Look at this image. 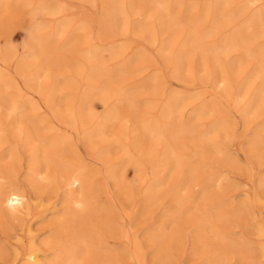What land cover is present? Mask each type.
Masks as SVG:
<instances>
[{
	"label": "rangeland",
	"instance_id": "obj_1",
	"mask_svg": "<svg viewBox=\"0 0 264 264\" xmlns=\"http://www.w3.org/2000/svg\"><path fill=\"white\" fill-rule=\"evenodd\" d=\"M169 1L173 4H181L184 15L191 6L196 7L192 12L199 14L202 13V7L205 9L210 4H217L224 0ZM39 3L55 4L60 9L52 14L38 13L36 7ZM107 4L104 0H10L13 17L0 25V74H4L12 83H17V86L12 85L4 89L5 94L22 103L25 102L32 117L43 119L38 123L42 137L68 135L73 142L76 140L78 149L85 159V165L89 170L95 171V174L91 175V180L95 181L94 187L85 190L86 197L89 199L88 207L81 210V221H71L72 224L69 227L72 230L80 226L81 231L84 232L86 229L88 231L92 223L99 220L102 229L95 225L93 231L96 233L91 235L93 242L88 245V252L83 256L85 262L81 264H100V261L101 264H159L160 255H157V244H160V239L154 242L149 234L153 233L160 223L163 224L161 232L167 238L177 239L176 236L181 235V242L172 249L171 264H206L212 252L220 253L223 250V246H219L220 238L213 234L209 228L210 224L213 223L212 225H218V227L221 225L223 228L226 222L222 223L225 216L223 215L222 220L218 214L232 211V205L246 202L252 207L251 214L247 216L249 225L246 227L242 224L244 219L238 221V217L229 215L227 221L230 223L226 227H229L228 233L231 237L245 238L244 240L256 248L246 254V259L241 257L239 251L233 252L224 264H264V252L260 246L264 247V237L260 236L257 230L258 225H264V146L254 148L250 144L255 138L256 130L264 125V111L251 115L250 120L246 122L239 109L245 108L255 94V89L251 87L243 95V82L255 71L254 64L247 61L243 63L242 68L232 70L233 62L242 57L241 50H234L226 57L220 55L222 60L220 63L217 62L218 65L212 61L213 59L207 58L203 61L198 52L191 55L187 65L179 68L176 64L177 56L181 52L182 38L187 35L186 30L179 36L175 33L170 36L173 30L162 35L160 22L152 23L150 19H147L149 13H157L156 9L147 4H142L136 13H130L126 24L115 28L106 27L102 21L103 11L105 7L109 8L108 6L113 4V0H109ZM257 9L264 10V6ZM53 17L54 20L59 19V21L54 22ZM62 21H69L67 22L68 34L76 32L79 35L78 45L75 44L77 46L74 45L70 49L67 46L66 49L56 48L54 60L52 62L50 60V63H45L46 58L43 55L25 58L27 53L34 54V51L38 50L40 46L38 41L42 37L46 38L44 46L54 47L56 44L52 36H48V30H39V27ZM140 23H146L149 28H154V37L148 36L149 28L139 31ZM226 29L230 32L234 27L230 26ZM67 39L60 38L59 41L66 43ZM29 40L30 48L26 44ZM262 45H264V36L256 40L252 46ZM90 48H98L100 52L102 51L101 60L108 61L109 69L113 73L126 62L132 64L131 75L127 76L120 85L125 88L147 86L144 91L140 89L137 96L138 110L146 112V104L151 101L155 107L149 109L148 116L155 120L160 119L161 110L171 93H174L178 100H188L189 106L187 105L183 118L190 116L192 112L194 113V108L197 109L202 104L207 105L208 108L211 107L210 113L206 112L207 115H204L203 119L194 116V122L203 130L209 129L217 121L227 119L228 135L222 133L215 137V142L219 148H226L228 151L220 152L206 145L204 137L200 139L198 136H193L184 139V153L186 157L190 156L188 160H191L187 161L188 164L184 163L172 173H170V167L155 173L154 165L161 159L163 148L155 147L158 148L156 151L148 142L137 145V141L141 139V130H136L137 123L133 117H126L124 121L118 123L107 137H95L94 148L89 149L83 141L85 134L97 129L101 117L112 106L110 104H118V95L115 94L108 103L104 94H99L90 99L91 104L87 103L88 107L83 104V99L91 87L106 80L101 78L96 82L85 78V70L89 65L85 54ZM23 59H26L27 70L24 73L19 71L18 66ZM75 60H78L80 64ZM40 62L41 66H39ZM77 65L83 68L81 73L80 66ZM29 74H31L30 77ZM54 81L56 87H58L57 84L61 87L56 93L54 106L51 108L45 101L44 93L40 91L45 92L44 90L54 85ZM162 82H166L162 86L165 87L164 90L161 87ZM27 101H33L39 105V108L30 110ZM81 108L87 110V114ZM87 108L90 110L88 111ZM10 110L9 106L0 100V127L2 128L0 130V170L9 172L13 170L14 164L18 165L17 172L12 174L11 178L17 180L14 182L28 194L30 210L24 211V214L16 220H9L4 216L0 218V264H13L17 251L20 252V256L27 252L31 240L30 225L32 233L36 236L40 235L39 244L60 229L57 228L55 221L58 214L63 213L65 205L63 199L67 193L64 187L50 190L47 180L42 179L47 172L56 174L52 167L39 175L41 179L39 188L31 189L26 180L31 158V152L26 149L29 124L27 121L17 123V115L15 116ZM76 110H82L85 113L81 115L83 125L79 129V134L74 130V125L68 123L74 121L70 115L73 116L71 113ZM120 129L125 135L119 147L115 148V145L111 144V139ZM253 150L260 152L259 157L252 154ZM125 151H130L133 159L140 163L141 175L145 176L143 182L139 178L135 163L125 158ZM150 152H156L155 156L149 157L147 153ZM68 161L74 162L71 157ZM189 168L194 169L196 178L187 188H179V179ZM114 170L118 171V182L109 176ZM156 179H163L164 184L158 189L156 205L149 213L142 216L140 210L144 205L143 199L147 185ZM132 185L136 189L133 188L131 193L126 192L125 187ZM174 193L176 198L172 197ZM258 195L263 196V199L258 200ZM177 200L183 202L179 204ZM225 203L226 208L224 206L219 208ZM176 206L185 210L167 218L166 211L170 208L174 210ZM201 222L203 226L209 225L201 229L199 226ZM199 236L201 239L197 240L196 237ZM97 238L103 239V242H98ZM138 240L142 244V249L139 251H137ZM102 246L105 247L102 248ZM196 249H200L201 252H194ZM40 250L42 257L48 255L45 259L53 257V251L47 246L41 247ZM242 258L245 260H241Z\"/></svg>",
	"mask_w": 264,
	"mask_h": 264
},
{
	"label": "bare ground",
	"instance_id": "obj_2",
	"mask_svg": "<svg viewBox=\"0 0 264 264\" xmlns=\"http://www.w3.org/2000/svg\"><path fill=\"white\" fill-rule=\"evenodd\" d=\"M104 1L109 4V0ZM9 4L10 0H0V25L6 23L9 18L13 17V15H11L12 11ZM142 4H147L153 9L157 10V13L155 14L149 13V15H147V19H150L152 23L160 22L159 25L161 26L162 35L170 33V31L173 30L174 32L172 31L170 36H172V33H175L176 36H179L181 35L180 33L183 34L184 30H186L187 35L182 38L183 40L180 48L181 52L177 56L176 64L179 66V68H181V66L187 65L188 62H190V57H192L191 55L198 52L201 54L203 61L207 58L213 59L212 61L218 65L217 62L220 63L222 60L220 55H224L226 57L234 50H241V59L233 62L231 68L232 70L242 68L243 63L247 61L254 64L255 71L252 72L251 75H249L243 82V95H245L251 87L255 89V94H253V96L250 98V101L245 108L240 107L239 109L243 113L246 122L250 120L251 115L260 114L262 111H264V45L260 47L252 46L256 40L264 36V10L258 11L257 9V7L264 6V0H224L217 4H210L205 9L202 7V13L199 14H194L192 10H195L196 7L191 6L188 8L189 12L187 11V13L184 15L183 11H181V4H173L170 3L169 0H113V4L108 6L109 8L105 7V10L103 11V25L106 27L115 28L126 24L127 20L130 18V13H136L139 11ZM59 9L60 7L58 5H51V3H39L36 7L37 12L42 14L56 13ZM52 20H54V17ZM55 20L54 22L59 21V19L56 21ZM67 22L69 21H62L52 24L50 23V25L39 27V30H48V36H52L56 45L49 48L44 46L46 41L45 37H42L41 39H39V37H35L36 39H39L38 45L40 46L36 52L34 51V54L27 53L25 58L43 55L46 58V61L44 60L45 63H50V60L51 62L54 60V51L56 48L61 49L62 47L66 49L65 47L67 46L68 49H70L75 44L78 45L79 35L76 32H71L68 34L69 25ZM230 26L234 27V29L228 32V29L226 28ZM36 27L37 26H35V28ZM147 28H149V25L146 23H140L138 26L139 31ZM153 30L154 28H149V37H154L155 31ZM60 38H68V41L66 43H61L59 41ZM26 44L27 47L30 48L31 41H27ZM77 45H75V47ZM101 57L102 51L100 52L98 48H90L85 54V58L89 64L85 70V78L89 81H99L101 78H106V80H103L102 83L95 84L91 87L83 99V104H85V106H87V103L90 105V99L98 96L99 94H104L107 103L112 99L114 94L118 95V104H110L112 106L109 108V111L101 117V120L98 122L97 129L92 133L85 134V139L83 141L89 149L93 150V140L95 137H107L114 131L118 123L124 121L126 117H133L137 123L136 130H141V139L137 141V145H140L142 142H148L156 151L158 148L155 147L161 146V148H163L161 159L158 160L154 165L155 173H157L158 170L160 171V169L167 167H170L169 170L170 173H172L173 171L177 170L178 167L184 165V163L188 164L187 161L191 160H188L190 156L186 157V154L184 153V139L191 138L193 136H198L200 139L201 137H204L203 140L205 141L206 145H210L220 152L228 151L226 148H219L215 142V137L222 135V133L228 135L229 122L227 119H223L219 122L217 121L215 124H212L209 129L203 130L199 124L197 125L194 122L195 117H202L203 119V116L207 115L205 114L206 112L210 113V106V108H208L207 105L202 104L201 107L203 109L201 107L197 109L194 108V113L192 112L190 116L183 118L185 109H187V105L189 106L187 103L188 100H178L175 98V94L171 93L169 100L161 110L160 119L155 120L153 117L148 116L149 109H153L155 107L154 104L152 105L151 101H149L150 103L145 102L147 103L146 112H141L138 110L139 107L137 96L139 95L140 91H144L147 86L125 88L121 87L120 85L127 76L131 75L132 64L130 62H126L122 64L115 73H113L109 69V63H107L108 61H104L103 59L101 60ZM78 60L80 61V59ZM78 60H75V62ZM75 62L74 64H76ZM40 63L39 66L42 65V63ZM25 64L26 59H23L18 65L19 71L22 73L27 72ZM78 64H80V62ZM77 66H80L79 72L81 73V69L83 68H81V65ZM30 76L31 74H29V77ZM225 78L227 77H224V79ZM29 80L31 82L33 81L31 78ZM165 83L166 82H162L161 87ZM12 85L17 86V83H12L4 76V74H0V100H3L9 106L11 109L10 111H12L15 116L17 115V123L27 121L29 124L27 129L29 139L26 143V149L31 152V158L29 160L28 173L26 177L28 184L30 185L31 189H38V184L41 181V179H39V175H41L44 171L47 172V169L52 167L56 174H50L47 172V175L42 177V179L47 180V186H49L50 190H55L58 187H64L67 191L63 199L65 203L62 210L63 213L58 214L59 216L57 217V221H55V224L59 226H57V228L60 229H55L56 233L54 232L51 236L42 240L39 244L38 241L40 235H34L30 225L29 234L31 236V240L29 249L24 253L23 256H20V252L17 251L13 264H81L82 262H85L83 260V256L88 252V245L93 242L91 235L96 233V231H93L94 227L99 226L101 229L99 220L96 223H92L88 231L86 229L84 232L81 231L80 226L79 228H74L72 230H70L69 227L72 224L71 221H81V210L88 207L89 199L86 197L85 190L94 187L95 181L93 182L91 180V175H94L95 171L89 170L88 166L85 165V159L82 157L81 152L78 149L76 140L73 142L71 137L68 135L59 137L54 136L51 138H44L40 135L38 123L43 119L32 117V115L29 114V108H27V104L25 102L22 103L16 98H10L5 94L4 89ZM57 86L59 89L55 86L54 81V85L52 87L44 90L46 93L40 91L41 93H44L45 101L51 108L54 106L56 93L61 87L60 84H57ZM164 88L165 87H162V90H164ZM226 96L228 97L229 95ZM27 102H29L30 110H36L39 108V105L33 101ZM192 104L193 101L191 105ZM87 109L88 111L90 110L89 108ZM82 110H76V112L72 111L73 113L71 114H73V116L70 115V117L73 118L74 121L68 122L69 124L74 125V130L78 134L79 129L83 125L81 124V115L82 113L85 115L87 112L85 109L83 110L85 113ZM1 129L2 128L0 127V130ZM255 134V138L254 140L252 139L253 141L250 144L253 145L254 148L263 147L264 125L263 127L258 128ZM124 135L125 133L120 129L119 132L113 135L111 144L115 145V148H118ZM69 145H71L70 148ZM249 152L251 153V150H249ZM93 153L97 154L96 152ZM147 154L149 157H154L156 152H150ZM252 154L259 157L260 152L254 151ZM69 157H71L74 162H69ZM125 158H127V160L131 163H135L137 166V172L139 173V178L143 182L145 176L141 175L142 168L140 167V163L133 159V157L130 155V151H125ZM20 165L21 164L19 160V167ZM17 167L18 165L14 164L13 170L9 172L0 170V218L4 216L9 220H16L24 214V211L30 210V199L28 194L25 192V190H23V188L19 187L18 184L15 183L17 180L15 181L13 178H11L13 176L12 174L17 172ZM117 173L118 171L114 170L109 174V176L115 178V180L118 182ZM214 174L217 175L216 173ZM195 178L196 176L194 169L189 168L188 171L183 173V175L180 177L178 187L187 188V186H189L195 180ZM163 184V179H156L152 181L151 184L149 183L147 185L148 188L143 199L144 205H142L143 208L140 210V214L142 216H145L146 213H149L150 210L156 205L157 192L159 187ZM125 188H127L125 191L128 193L133 192V188L136 189L133 185L130 187L126 186ZM172 197L176 198L175 193ZM257 198L258 200H262L263 196L258 195ZM176 202L181 204L183 201L177 200ZM67 205H70L71 207H68ZM230 205H232V203H230ZM74 206L76 207L74 208ZM223 206L226 208L227 204H222L219 206V208H222ZM232 206V211H226L218 214L222 220L223 215L225 216L224 221L222 222L224 223L226 221L223 228H221V225L218 227V225H212L213 223L210 224L211 226L209 228L212 230L214 235L219 236V246H223V250L221 249L222 251L220 250V253L212 252L214 255L211 253V257L206 261V264H224V262L228 261L232 253L236 251H239L241 257L246 259V254L250 252V250L252 251L256 248L255 246H252L250 242L244 240L245 238H234L229 235V227H226L227 224L229 225L230 223L227 221L229 215H232L236 218L238 217V221H240V219H244L242 220V224L247 227L249 225L247 222V216L251 214L250 209L252 208L248 202ZM171 210L173 209L170 208L166 211L165 216L167 218L174 216L176 213L183 212L185 208L183 210L182 207L177 208L176 206L173 211ZM69 223L70 225H67ZM105 223L110 224L109 222ZM206 225L203 226L202 222L199 223L201 229ZM154 230L155 231L149 234V236H151V239L154 242L160 239V244H157V255H160L159 264H171L170 256L172 249L181 242V235L179 237L176 236L177 239L171 240V238H167L165 234L161 232L163 231L162 223H160ZM257 230L260 236L264 237V225H258ZM97 239L98 242H103V239ZM196 239H201V237H196ZM137 243V251H139L142 249V244L139 240ZM43 246H47L49 249H51V251H53V257H50L51 259H45V257L48 255H44L45 257L41 256L40 249ZM260 246L264 252L263 245ZM103 247L105 246H102V248ZM201 248H203V246ZM194 252L197 253L201 251L200 249H196ZM243 258L241 260H245Z\"/></svg>",
	"mask_w": 264,
	"mask_h": 264
}]
</instances>
